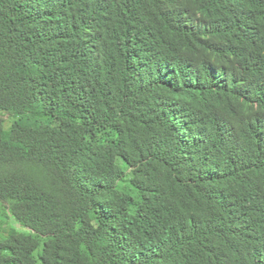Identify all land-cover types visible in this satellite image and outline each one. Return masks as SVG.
<instances>
[{
  "label": "trees",
  "instance_id": "trees-1",
  "mask_svg": "<svg viewBox=\"0 0 264 264\" xmlns=\"http://www.w3.org/2000/svg\"><path fill=\"white\" fill-rule=\"evenodd\" d=\"M0 206V264H264V0H0Z\"/></svg>",
  "mask_w": 264,
  "mask_h": 264
},
{
  "label": "rangeland",
  "instance_id": "rangeland-1",
  "mask_svg": "<svg viewBox=\"0 0 264 264\" xmlns=\"http://www.w3.org/2000/svg\"><path fill=\"white\" fill-rule=\"evenodd\" d=\"M3 215H4V211H3V208L0 206V221H2L3 219L6 221V217L5 218H3ZM9 226H10V228H12V227H14V228H18V227H16V225L14 224V222H9ZM7 229V231H9L8 230V228H6ZM19 229V228H18Z\"/></svg>",
  "mask_w": 264,
  "mask_h": 264
}]
</instances>
